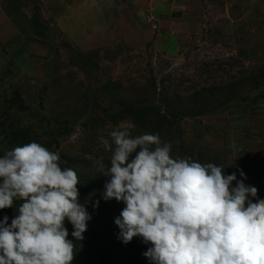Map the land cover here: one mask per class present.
<instances>
[{"label": "rangeland", "instance_id": "rangeland-1", "mask_svg": "<svg viewBox=\"0 0 264 264\" xmlns=\"http://www.w3.org/2000/svg\"><path fill=\"white\" fill-rule=\"evenodd\" d=\"M25 4L45 26L50 49H36L41 55L32 62L0 61V156L22 146L4 138L20 120L48 134L43 116L63 112L65 118L50 124L55 138L48 134L37 142L84 161L78 170L92 174L98 159L110 162L100 136L108 137L117 125L130 127L133 135L140 132L130 119L89 122V117L117 111L114 100L122 96L144 99L172 91L185 97L212 87L227 88L233 100L211 115L180 123L188 137L198 130L200 147L209 151L201 163L223 166L230 174L246 154L263 150L264 0H189L160 18H149L146 0L119 2L118 11L102 20L97 14L70 20L84 32L71 27L70 39L45 16L39 0ZM99 20L107 26L92 34Z\"/></svg>", "mask_w": 264, "mask_h": 264}, {"label": "clouds", "instance_id": "clouds-1", "mask_svg": "<svg viewBox=\"0 0 264 264\" xmlns=\"http://www.w3.org/2000/svg\"><path fill=\"white\" fill-rule=\"evenodd\" d=\"M99 143L110 162L101 157L95 170L108 178L103 199L125 205L114 221L125 244L150 243L144 255L153 264H264V199L256 187L215 163L173 156L159 133L133 135L117 125ZM60 160L35 141L0 156V210L15 205L17 212L10 224L0 220V264H72L74 240L84 239L91 216L79 202V176Z\"/></svg>", "mask_w": 264, "mask_h": 264}, {"label": "trees", "instance_id": "trees-1", "mask_svg": "<svg viewBox=\"0 0 264 264\" xmlns=\"http://www.w3.org/2000/svg\"><path fill=\"white\" fill-rule=\"evenodd\" d=\"M260 78L264 81V73L260 75ZM153 86L156 90V83H153ZM223 89L226 90L219 95L218 91L222 92ZM216 90L217 93L214 94L213 92ZM232 100L233 95L231 92L227 88L222 87L218 89L214 87L203 88L201 92H195L185 97L172 91H165L159 96H149L144 99L139 96H122L114 100L118 108L117 111L110 114L104 111L105 114L102 117L95 115V118L91 116L88 120L89 122L109 120L112 123H116L124 118L130 119L138 127L140 134L159 133L162 142H171L173 156H188L197 162H201L209 151L206 152L200 147V135L196 136L198 130L194 131L196 134H191L188 137L180 123L185 120L211 115L218 107L224 106ZM10 103L8 102V104ZM212 104L214 105L213 107ZM210 107L213 109L209 110ZM53 113L55 112L49 113L51 115L48 117L43 116L42 118L47 129H49L48 134L49 136L51 135V138H55V134L52 133L50 124H57L59 118L66 117L63 112ZM11 124L13 125L14 123ZM25 124L21 120L18 125L14 124L16 127L5 134V140L9 141V143L10 140H13L18 142V145L20 143V145H23L28 142H37L48 135L42 129L35 132L32 128L25 126ZM57 131L59 132V130ZM57 135L59 134L57 133ZM192 136H196L198 142ZM55 141L57 142V140ZM55 149L57 150V148ZM59 154L62 167L76 169L75 171L80 178V183L78 184L79 202L86 207L87 212L91 216V219L87 221V230L83 233L84 239L82 241L74 240L71 236L73 227L71 223L65 220V227L69 232L68 239H73L74 243H76V252L72 264H153V261L144 255L148 248L151 247L150 243L145 244L142 238L134 237L132 241L125 244L118 238L120 229L114 221L125 205L115 199L108 201L103 199L104 184L108 178L100 175L97 171L92 174L79 171L78 169H80V165L84 161L62 153ZM241 170L247 177L246 179L240 176ZM235 173L238 180L243 179L246 185L254 186L258 189L257 198L264 199V148L262 151L252 155L246 154ZM233 186H235V181ZM255 199L253 198V202H255ZM97 201H99V205L94 207ZM16 214L15 205L12 208L0 210V220L4 216H8V223L10 224Z\"/></svg>", "mask_w": 264, "mask_h": 264}, {"label": "crops", "instance_id": "crops-1", "mask_svg": "<svg viewBox=\"0 0 264 264\" xmlns=\"http://www.w3.org/2000/svg\"><path fill=\"white\" fill-rule=\"evenodd\" d=\"M27 0H0V61L7 58L14 61H20L25 58L29 61L39 58L41 55L37 50H44L45 53L50 49L47 44L48 35L45 26L39 21L31 7L26 5ZM43 13L47 18H52L59 27L61 33L66 37H71V27L78 26V33L83 32V26L79 22L70 20H83L102 17L107 18L110 14L118 11V3H132L133 0H39ZM150 6V12L153 14L149 18H160L168 16L174 4L186 3L189 0H146ZM161 11H163L161 14ZM109 14V15H108ZM108 15V16H106ZM103 18V20H104ZM114 18V17H113ZM99 23L94 24V32L104 29ZM117 23V22H116ZM157 29V25L152 23ZM97 25V26H95ZM108 29V28H105ZM108 34L109 30H103ZM100 34V33H99ZM185 34V33H181ZM85 37V34H77ZM183 37V36H181ZM184 38V37H183ZM35 43L38 46H35ZM43 55V54H42Z\"/></svg>", "mask_w": 264, "mask_h": 264}, {"label": "built area", "instance_id": "built-area-1", "mask_svg": "<svg viewBox=\"0 0 264 264\" xmlns=\"http://www.w3.org/2000/svg\"><path fill=\"white\" fill-rule=\"evenodd\" d=\"M155 27V26H154Z\"/></svg>", "mask_w": 264, "mask_h": 264}]
</instances>
